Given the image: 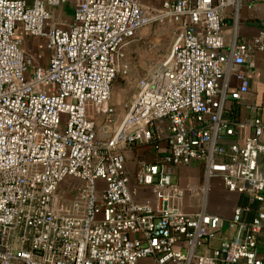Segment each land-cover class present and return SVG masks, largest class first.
Here are the masks:
<instances>
[{"label": "built area", "instance_id": "1", "mask_svg": "<svg viewBox=\"0 0 264 264\" xmlns=\"http://www.w3.org/2000/svg\"><path fill=\"white\" fill-rule=\"evenodd\" d=\"M159 1L0 0V264H264V123L250 116L241 145L227 141L226 116L249 93L264 31L225 54L224 12L243 0ZM68 2L64 24L56 9ZM166 21L170 51L139 75L119 120L113 84L131 70L128 46ZM19 29L46 40V66ZM136 145L161 156L138 164L132 187L125 151ZM194 162L203 182L183 189L176 171ZM214 176L245 196L229 219L208 210ZM187 192L201 196L195 212Z\"/></svg>", "mask_w": 264, "mask_h": 264}, {"label": "crops", "instance_id": "2", "mask_svg": "<svg viewBox=\"0 0 264 264\" xmlns=\"http://www.w3.org/2000/svg\"><path fill=\"white\" fill-rule=\"evenodd\" d=\"M144 5H159V0H142ZM224 47L223 53L230 54L232 46L236 42L251 40L264 31V2L252 3L251 0H243L239 6H231L224 12ZM17 35L23 38V48L32 53L39 65L46 66L49 63V54L46 49V40L41 37H30L20 29ZM133 39V41H135ZM132 41V42H133ZM131 42V43H132ZM251 58L255 61V66L248 70L250 77V90L240 101H230L228 103L226 116L236 128V133L227 137L228 142H237L243 145L246 139L253 134V127L246 124L248 118L257 115L264 123V52L257 50ZM246 69V68H243ZM231 88L235 89L238 80L235 73L231 74ZM248 105L256 107L251 112ZM264 141V135L262 137ZM147 152V153H146ZM127 169L131 174V186L135 187V174L137 166L146 158L153 160L157 154L152 145H136L129 147L125 151ZM147 154V155H146ZM260 164L264 172V156H260ZM152 162V161H151ZM176 179L180 187L189 189L199 187L203 182V169L199 162L187 166H181L176 171ZM151 193V192H150ZM189 197H196V201L188 211L195 212L201 206L200 194ZM246 201L245 196L238 192L229 191L221 177L214 176L210 180L208 210L224 219H229L235 207Z\"/></svg>", "mask_w": 264, "mask_h": 264}, {"label": "rangeland", "instance_id": "3", "mask_svg": "<svg viewBox=\"0 0 264 264\" xmlns=\"http://www.w3.org/2000/svg\"><path fill=\"white\" fill-rule=\"evenodd\" d=\"M73 12L74 5L70 2L56 9V14L61 18L64 24L71 21ZM174 37L175 26L173 23L169 21L157 22L139 30L136 40L128 46L126 60L130 64L131 70L127 75H118L113 84V102L117 105V118L119 120H121L126 113L125 104L132 100L136 94L137 78L144 73V70H146L152 62H155L159 58H163L169 53ZM151 161L152 160L147 158L145 160V162ZM68 179L67 182L73 181L76 184L81 183L80 180L75 178ZM102 183L103 181L100 180L99 184ZM61 186L65 188L66 182ZM188 193L189 192H187L184 199V206L186 209L191 207L196 201V197H189ZM72 195L73 194H70L69 196ZM153 197L154 195L150 192H144L142 189L138 191V199H153Z\"/></svg>", "mask_w": 264, "mask_h": 264}, {"label": "trees", "instance_id": "4", "mask_svg": "<svg viewBox=\"0 0 264 264\" xmlns=\"http://www.w3.org/2000/svg\"><path fill=\"white\" fill-rule=\"evenodd\" d=\"M161 154L157 152L155 158L152 160V162H156L157 160H159Z\"/></svg>", "mask_w": 264, "mask_h": 264}]
</instances>
